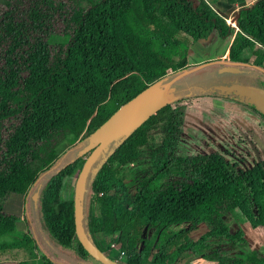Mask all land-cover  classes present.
Wrapping results in <instances>:
<instances>
[{"label": "trees", "instance_id": "trees-1", "mask_svg": "<svg viewBox=\"0 0 264 264\" xmlns=\"http://www.w3.org/2000/svg\"><path fill=\"white\" fill-rule=\"evenodd\" d=\"M232 19L234 26L204 0L198 6L191 0H0L1 262L100 264L75 232L74 186L88 156H79L87 141L77 147L75 128L97 129L149 86L191 69L190 46L214 30L232 37V57L248 59L264 88V0L239 8ZM188 101L185 94L162 104L98 158L86 182L87 238L109 258L110 247L119 246L123 261L113 264H187L198 257L264 264V151L246 171L216 153L178 155ZM246 109L264 136V115ZM39 184L35 208L31 197ZM12 194L28 195L29 225L39 215L37 238L31 229H17L18 216L4 213ZM122 194L131 198L129 216L108 222ZM200 225L207 231L191 240ZM149 230L154 234L146 238ZM182 240L185 246L173 253Z\"/></svg>", "mask_w": 264, "mask_h": 264}, {"label": "rangeland", "instance_id": "rangeland-1", "mask_svg": "<svg viewBox=\"0 0 264 264\" xmlns=\"http://www.w3.org/2000/svg\"><path fill=\"white\" fill-rule=\"evenodd\" d=\"M231 22V21H230ZM257 73L255 70H251V73L247 76H235L227 78H216L215 74L212 77H201L197 78L192 76L194 80V88L191 89L193 96L191 97L192 104L188 107L187 111V121L192 125L190 130L184 128L183 141L180 142V151L178 150V155L180 156H196L205 152L208 153H219L228 164L235 165L241 171H246L256 161L260 158V153L264 151L263 135L257 128V121L255 116L248 109L244 110V107H240L235 104L234 112L232 115V107L234 106L231 102H226L221 99L223 91V85L231 81L241 84H251L253 79L251 75ZM170 80V79H169ZM167 80V81H169ZM200 93L202 95H197ZM164 98L174 99L177 98L171 95ZM205 94V95H203ZM208 94V95H207ZM190 98V97H189ZM232 115V117H231ZM194 131V134L191 132ZM93 129L88 123H81L75 128V134L78 138V146L82 147L85 145L86 141L90 137ZM183 133V128H182ZM221 138L223 141H221ZM73 150V149H72ZM74 151V150H73ZM75 154V152H73ZM129 180V179H127ZM91 194L90 188L86 189L85 192V214L87 213L88 200ZM130 197L125 194L120 195L117 207L111 211L109 214L110 218L108 222L119 223L125 222L129 216V203ZM96 214H100V206L96 208ZM35 222L30 225V229L34 238L38 237L39 225V215L36 212L33 214ZM179 229L175 227L174 230ZM207 228L204 225H200L196 230H193L189 234V238L193 241L198 240L205 232ZM154 234L153 230H149L145 236L146 238H151ZM100 243L105 247V237L101 235ZM41 240V238H40ZM161 243V242H160ZM159 244V243H158ZM185 246V241H181L172 250L175 251L183 248ZM213 248H218L220 250L226 249V252L231 255L235 251L224 243H215L212 245ZM111 260H119V254L121 252L120 247L117 245L111 246ZM63 253L69 254L70 256H75V252L72 249L59 248ZM58 251V250H57ZM171 252V253H172ZM14 254L11 253L7 257H12ZM212 254V253H211ZM57 260H64L63 258L54 255ZM18 258H22L19 256ZM8 260V259H7ZM169 260H172L170 257ZM3 258H0V264H42L40 259L34 261L29 260H16L1 262ZM66 261V260H65ZM123 261V259H122ZM185 260L178 262L177 264H184ZM71 263V262H70ZM73 264V262L71 263ZM97 264V263H96ZM187 264H219L217 262L211 263L204 261L202 258H195L189 261Z\"/></svg>", "mask_w": 264, "mask_h": 264}, {"label": "crops", "instance_id": "crops-1", "mask_svg": "<svg viewBox=\"0 0 264 264\" xmlns=\"http://www.w3.org/2000/svg\"><path fill=\"white\" fill-rule=\"evenodd\" d=\"M191 1H193L195 6H198L201 2V0H191ZM204 1L213 9V11H215L219 16H221L228 22V20L230 21L233 20L232 19L233 15L239 10V8L251 7L257 0H204ZM231 43H232V37H227L225 39H222L217 33V31L214 30L211 33V35L208 37V39H202L192 44L187 53V62H188V66H190L191 69L184 71V73L182 72V74L174 75L173 77L169 78L170 80L167 79L169 81H164L165 83L160 84V90L154 96V106L157 107L161 104H165L166 102H169L171 99L169 98L167 99L164 97L169 96L170 95L169 92H171V95L175 97H179L187 94L190 97L188 101V107H189L192 104V101L190 99L193 96L191 89L194 88V80L192 76L201 78L203 76L212 77L215 74L217 79L242 76V75L248 77V75L251 73V69H252L251 67H253V65L249 66V63H246L248 59L242 60V58H239L238 60H236L235 58H233L231 54V45H232ZM258 69L260 68L258 67ZM257 76L259 77L258 73L251 75V79H253L254 81L251 84H241V83H235V81H231L229 83H226V85H223V91L221 92V94L222 93L223 94L221 99H224L226 102H231L234 104V106L231 108L232 115L234 112L235 104L239 105L240 107L243 106L244 110L246 109V106L251 107L247 103L249 102V99L252 98V96L247 92L243 93V91H241L242 87L244 88L254 87L264 90V88H261L256 85ZM197 95L199 96L202 94L197 93ZM188 107L185 114L183 133H181V141H183L182 137L185 135L184 128H188L190 130V128L192 127V125L186 119ZM191 132L194 134V131L191 130ZM221 141H223L222 138ZM203 154L204 153H201L200 155ZM205 154L207 153L205 152ZM27 197L28 195L12 194L8 198L5 207L3 209L4 213L16 215L19 217V220L16 223L17 229L24 232L26 231L28 232L30 230V225L28 222L29 215H28ZM34 260L36 259L29 261H34ZM90 263L95 264V262L92 261H90Z\"/></svg>", "mask_w": 264, "mask_h": 264}, {"label": "water", "instance_id": "water-1", "mask_svg": "<svg viewBox=\"0 0 264 264\" xmlns=\"http://www.w3.org/2000/svg\"><path fill=\"white\" fill-rule=\"evenodd\" d=\"M232 22H234V20H232ZM177 74H182V72ZM169 78L171 77L161 79L120 106L102 125L93 130L86 145L79 153V156L87 154L88 156L85 158L74 186L73 202L75 232L77 239L84 250L91 258L100 264H113V260L89 241L83 228V220L85 217L84 199L88 176L98 158L106 157V152L110 144L124 135H127V133L137 127L146 117L162 105L161 104L157 107L154 106V96L159 92L160 84L165 83L164 81H167ZM241 89L243 93L247 92L252 96V98L249 99V102L247 101V104L264 114V90L254 87H242ZM41 186L42 185L39 184L37 190L31 197L35 208L38 207Z\"/></svg>", "mask_w": 264, "mask_h": 264}, {"label": "built area", "instance_id": "built-area-1", "mask_svg": "<svg viewBox=\"0 0 264 264\" xmlns=\"http://www.w3.org/2000/svg\"><path fill=\"white\" fill-rule=\"evenodd\" d=\"M228 23L234 26V23L232 21L230 22V20H228ZM123 256H124V252H120L119 260H117V259L116 260L119 261V262H122Z\"/></svg>", "mask_w": 264, "mask_h": 264}]
</instances>
